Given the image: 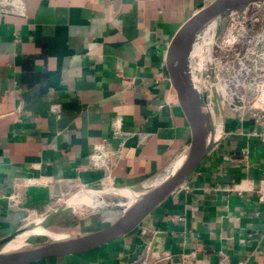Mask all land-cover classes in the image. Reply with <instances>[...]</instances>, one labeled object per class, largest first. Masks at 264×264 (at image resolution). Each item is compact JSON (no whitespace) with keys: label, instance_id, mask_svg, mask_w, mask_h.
<instances>
[{"label":"crops","instance_id":"0c3cea01","mask_svg":"<svg viewBox=\"0 0 264 264\" xmlns=\"http://www.w3.org/2000/svg\"><path fill=\"white\" fill-rule=\"evenodd\" d=\"M211 1L0 0V241L81 213L90 205L69 199L83 189L113 201L126 197L109 190L139 193L171 172L190 135L159 55ZM219 127L213 149L133 230L31 264H264V143L247 116ZM99 145L111 154L104 168L89 162ZM81 219L74 234L105 227Z\"/></svg>","mask_w":264,"mask_h":264},{"label":"water","instance_id":"95a60500","mask_svg":"<svg viewBox=\"0 0 264 264\" xmlns=\"http://www.w3.org/2000/svg\"><path fill=\"white\" fill-rule=\"evenodd\" d=\"M244 6H250V10L255 12L258 6H264V0H212L209 4L184 18L164 42L159 56L162 75L171 88H168V100L172 106L180 111L190 135V144L187 151L174 165L171 172L145 193L139 194L131 201L127 200L119 211L115 207L116 204L110 203L109 208L104 209L116 210L119 215L112 223L101 229L78 234H56L61 236L60 239L53 240L49 237L50 239L43 243L23 244L15 249H4L5 245L16 236L30 230V228H26L0 241V264H31L51 258L86 253L106 245L137 227L145 217L190 176L221 137L222 133L219 127L221 119H238L233 110H238V108L221 103L218 99V92L213 85L210 86L211 91L204 94V102L211 101V110L207 105L204 106L203 115L201 116L189 111L181 99L180 93L184 89L196 102L199 90L191 79L192 71L194 70L195 73L199 74L198 81L203 76L197 66L190 69L188 73L183 66L185 57L189 55L190 40L211 19L217 20L223 13L230 12L232 14L231 11ZM231 20L235 24L234 18ZM227 24L229 25L228 22ZM255 28L262 30L264 38V17L255 23ZM212 36L215 40V31ZM259 43L260 41L256 40L254 45ZM213 44L209 50L211 53ZM263 56L264 53L260 56V60L264 58ZM207 64L210 68L209 80L212 83V61ZM218 132L220 136L216 138Z\"/></svg>","mask_w":264,"mask_h":264},{"label":"built area","instance_id":"2783aa9c","mask_svg":"<svg viewBox=\"0 0 264 264\" xmlns=\"http://www.w3.org/2000/svg\"><path fill=\"white\" fill-rule=\"evenodd\" d=\"M243 9L249 17L248 29L239 21L229 23L221 42L226 55L237 51L243 52L242 56L239 60L229 56L213 57L215 66L212 65V69L214 77L223 81L221 87L216 83L217 90H221L227 97L229 106L238 108L233 110L239 120L247 116L254 121L259 129L250 135L264 143V58L260 60L264 53V38L262 30L255 28V23L264 17V6H258L255 12L250 10V6H244ZM233 12L231 11L232 14ZM254 14L256 18H252ZM234 35H238L237 43H233ZM256 40L260 41L258 45H254ZM110 158V152L99 145L90 155L89 162L93 166L104 168L108 166Z\"/></svg>","mask_w":264,"mask_h":264},{"label":"bare ground","instance_id":"6f19581e","mask_svg":"<svg viewBox=\"0 0 264 264\" xmlns=\"http://www.w3.org/2000/svg\"><path fill=\"white\" fill-rule=\"evenodd\" d=\"M218 23H220V22H218ZM215 25H216V20L211 19L198 32H196L191 37V40H190L189 55H187L186 57L184 56L185 59H184L183 66H184L185 71L187 73H188V71L190 72V69H192V67L190 65V60L192 59V57H195L201 61L197 65V69L203 74L201 80L198 81L197 79H195L194 74H192V77H191L193 82H195L194 84L197 85L198 90H199V92H198L199 94L197 96L196 102H194L192 100V97L188 94V92H185L184 89H182L181 93H180V97L183 100V102L185 103V105L188 107L189 111L195 112L200 116L203 115L204 106L207 105L208 108L210 107L209 103L204 102V100H205L204 94L211 91L210 90L211 85H213V86L215 85L213 82L211 83V81L209 80L210 79L209 78L210 73L208 76H206V67L208 66L207 63L214 60V59H212V53L209 50L211 48V45L215 42L214 37L212 36L214 34V31H215ZM233 38H235V40H233L234 41L233 43H237L238 42V35H234ZM209 72H210V68H209ZM219 136H220V133L218 132V134L216 135V138H218ZM109 191L112 193H116V194L119 193L121 195H124L130 201L135 199L139 195L138 193H132V192H129L127 190L118 191V192H116L115 190H109ZM101 197L102 196H99L98 193L96 194L95 192L88 191V189H87V191H85L83 189L80 191V193L75 195L71 201L72 202L85 201L86 203H89L90 206H92L96 210L109 208L110 203H108V204L105 203ZM123 205L124 204H118V205L116 204L115 207L119 211L120 207H123ZM35 226H36L35 229L33 228V230L24 231L23 233L16 236V238H14L7 245H5L4 249H15V248L23 245L24 239L30 234H40L43 236H48V237H51L53 240L60 239V237H61L59 235H56V233H52V232L46 231L45 229H42L40 227V225H38V224H36ZM37 226H39L40 229Z\"/></svg>","mask_w":264,"mask_h":264},{"label":"rangeland","instance_id":"374dc122","mask_svg":"<svg viewBox=\"0 0 264 264\" xmlns=\"http://www.w3.org/2000/svg\"><path fill=\"white\" fill-rule=\"evenodd\" d=\"M233 14H230V12H225L223 13L222 15H220V17H218V19L216 20V25H215V42L213 44V49H212V55L213 57H221V56H229L231 58H235V59H238L240 58V56H242V53L243 52H240L238 53L237 51H234V52H230V53H225V51L222 50V46H221V42H222V35L224 33V31L226 30V27H227V22L228 23H231L233 24V20H231L232 18H234V21L235 23H237V21L241 22V23H244V27L246 29H248V23H250V21L248 20V16L245 12V10L243 9V7H238L236 8L235 10H233ZM258 14V13H257ZM259 16V15H257ZM252 18H256L255 14L252 15ZM220 22V23H218ZM199 62H201L200 60H198L197 58L195 57H192L191 61H190V65L191 67L193 68L194 66H197L199 64ZM212 65L215 66L214 62H212ZM212 76V82L216 85V83H218V87H221L223 85V81L221 79H216L214 77V73H213V70L211 72ZM192 74H194V78L195 79H199V74L198 73H195L194 70L192 71ZM209 75V70L208 72L206 73V76ZM195 83V82H194ZM214 85V87H216ZM215 89H218L217 87ZM218 92V99L220 100L221 103H224V104H227V97H225L222 93H221V90H216ZM210 100V99H209ZM208 100V101H209ZM209 103V109L211 110V101L207 102ZM228 105V104H227ZM147 190H144V191H140L138 194H143L145 193ZM77 195V194H75ZM74 196L72 195V197L69 199L70 201L72 200ZM104 202L105 203H114V204H123L125 203L128 198H121V197H116L115 200H111L109 196H106L104 195V198H103ZM115 201V202H114ZM67 203V201H66ZM88 205H90L89 203H87ZM67 210H71L72 208H65ZM80 209V212L81 213H77L76 215H74L72 212L70 215L71 219L69 217H65L62 218L61 221L59 220H55L54 222H51V223H46L45 224H42V226H40L42 229H45L46 231H49V232H52V231H55L57 232V234H74L73 231L77 229H81V228H84V226L82 225H79V223H75L76 220H80L81 217L84 216V214H87L86 215V218H82V223L86 222L87 224V229H91V228H98V227H101V226H106L110 223H112L116 218L117 216L119 215L118 214V211L116 210H107V209H101V210H97V212H99L101 214V216H94V211H96L92 206H86V207H81L79 208ZM78 209V210H79ZM98 215V214H97ZM94 217H102V221L100 223H97V224H92V221L94 220ZM66 219H70V221L66 220ZM39 227V229H40ZM35 229V228H34ZM30 230H33V228H30ZM53 233V232H52ZM50 238L48 236H43V235H40V234H30L28 235L25 239H24V244H38V243H43V242H46L48 241Z\"/></svg>","mask_w":264,"mask_h":264}]
</instances>
